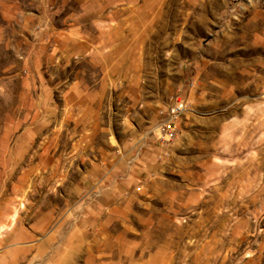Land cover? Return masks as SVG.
Here are the masks:
<instances>
[{
	"label": "rangeland",
	"instance_id": "obj_1",
	"mask_svg": "<svg viewBox=\"0 0 264 264\" xmlns=\"http://www.w3.org/2000/svg\"><path fill=\"white\" fill-rule=\"evenodd\" d=\"M0 264H264V0H0Z\"/></svg>",
	"mask_w": 264,
	"mask_h": 264
},
{
	"label": "built area",
	"instance_id": "obj_2",
	"mask_svg": "<svg viewBox=\"0 0 264 264\" xmlns=\"http://www.w3.org/2000/svg\"><path fill=\"white\" fill-rule=\"evenodd\" d=\"M186 110L184 98L175 94L158 110V137L166 142L173 140L177 133V120Z\"/></svg>",
	"mask_w": 264,
	"mask_h": 264
}]
</instances>
